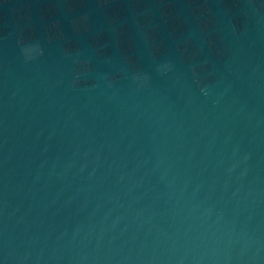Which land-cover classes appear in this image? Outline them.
<instances>
[{"label": "water", "instance_id": "95a60500", "mask_svg": "<svg viewBox=\"0 0 264 264\" xmlns=\"http://www.w3.org/2000/svg\"><path fill=\"white\" fill-rule=\"evenodd\" d=\"M0 264H264V0H0Z\"/></svg>", "mask_w": 264, "mask_h": 264}]
</instances>
